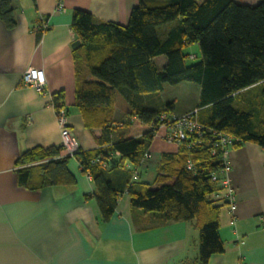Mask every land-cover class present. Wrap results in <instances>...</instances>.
<instances>
[{
	"label": "trees",
	"instance_id": "trees-1",
	"mask_svg": "<svg viewBox=\"0 0 264 264\" xmlns=\"http://www.w3.org/2000/svg\"><path fill=\"white\" fill-rule=\"evenodd\" d=\"M15 9L14 0H0V19L10 30L17 25ZM71 27L78 46L73 51L75 106L86 129L101 131L97 148H79L73 156H63L62 146L27 150L15 163L18 186L30 191L75 186L68 169L74 157L92 178L103 222L110 221L127 193L133 214L150 215L160 224L194 221L196 263L208 264L225 251L219 230L227 202L212 180L224 168L217 137H232V149L253 143L264 151V0L253 6L234 0H140L126 26L99 22L75 9ZM190 44L200 48L197 63H188ZM159 56L166 57L163 67L153 62ZM184 81L201 86L194 110L202 131L177 143L175 152L161 153L155 187L134 181L159 117L184 115L173 114L175 104L160 103L159 94L165 84ZM118 96L128 107L121 121L114 117ZM64 98L63 91L52 96L57 113L66 109Z\"/></svg>",
	"mask_w": 264,
	"mask_h": 264
},
{
	"label": "crops",
	"instance_id": "crops-1",
	"mask_svg": "<svg viewBox=\"0 0 264 264\" xmlns=\"http://www.w3.org/2000/svg\"><path fill=\"white\" fill-rule=\"evenodd\" d=\"M234 1L250 6L258 3ZM139 3L14 0L16 27L7 29L0 19V264H197L199 232L194 221L160 224L150 215L133 214L125 193L110 221L103 222L92 178L81 172L74 157L68 169L76 178L75 186L30 191L17 184L15 163L23 152L37 146H61L52 104L57 92H64L68 128L81 151L97 148L95 137L101 131L86 129L75 106L73 51L78 46L71 27L73 10L89 12L99 22L126 26ZM153 62L163 67L167 60L159 56ZM28 68L44 71L42 94L24 85L22 76ZM163 92L164 88L160 103H169ZM127 109L118 96L115 120H125ZM161 131L154 137L148 159L136 169L139 176L134 181L145 183L143 175L156 174L161 153L177 150ZM118 139L113 137V141ZM228 163L237 204L234 211L228 204L221 210L219 233L225 251L212 256L208 264H264V151L246 143L230 151ZM127 167L132 169L130 164Z\"/></svg>",
	"mask_w": 264,
	"mask_h": 264
},
{
	"label": "built area",
	"instance_id": "built-area-1",
	"mask_svg": "<svg viewBox=\"0 0 264 264\" xmlns=\"http://www.w3.org/2000/svg\"><path fill=\"white\" fill-rule=\"evenodd\" d=\"M59 7H62L61 4ZM42 28L46 29L47 24L43 25ZM190 57L192 59L195 58V56L192 55ZM22 81L24 85L33 87L40 94L43 93L46 79L42 69L28 68L23 73ZM57 117L60 126L61 146L63 147V152L65 155L73 156L79 149V145L68 128V113L66 109H60L57 113ZM159 122L158 129L156 130L154 136L158 135L159 131L163 129L165 131L163 138L167 142L173 144H177L180 141L185 140L189 134L201 132L203 128L197 120V110L186 113L179 117L173 116L171 118H168L163 114L159 117ZM165 122H168V124ZM217 139V146L223 149L224 168L221 171V176L219 177L217 174H214L212 176V180L219 187L223 188L222 196L230 206L231 210L234 211L237 204V195L228 177V172L230 170L228 157L230 151L232 150L231 146L233 144V139L232 137L224 134L218 135ZM145 159H148V154L146 155ZM137 175L138 172L135 170L134 179H136Z\"/></svg>",
	"mask_w": 264,
	"mask_h": 264
},
{
	"label": "rangeland",
	"instance_id": "rangeland-1",
	"mask_svg": "<svg viewBox=\"0 0 264 264\" xmlns=\"http://www.w3.org/2000/svg\"><path fill=\"white\" fill-rule=\"evenodd\" d=\"M185 52L189 53L188 63H197L200 61V51L197 44L188 45L185 49ZM195 54L197 57L192 59L190 56L191 55L193 56ZM200 92H201V86L199 83L184 81L177 85L165 84L162 97L168 102H173L175 104V109L173 112L180 113L181 111L187 110L189 108L198 107ZM119 133L120 131H118L116 135H118ZM161 133L164 134L165 131L163 130V132L161 131ZM155 177L156 174L147 173L143 175L142 180L145 183L153 185ZM155 186L156 185H153L152 187Z\"/></svg>",
	"mask_w": 264,
	"mask_h": 264
}]
</instances>
